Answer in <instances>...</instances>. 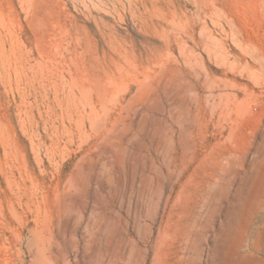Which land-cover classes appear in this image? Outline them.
<instances>
[{
	"label": "rangeland",
	"instance_id": "1",
	"mask_svg": "<svg viewBox=\"0 0 264 264\" xmlns=\"http://www.w3.org/2000/svg\"><path fill=\"white\" fill-rule=\"evenodd\" d=\"M0 264H264V0H0Z\"/></svg>",
	"mask_w": 264,
	"mask_h": 264
}]
</instances>
